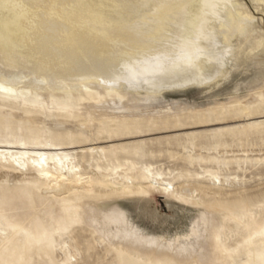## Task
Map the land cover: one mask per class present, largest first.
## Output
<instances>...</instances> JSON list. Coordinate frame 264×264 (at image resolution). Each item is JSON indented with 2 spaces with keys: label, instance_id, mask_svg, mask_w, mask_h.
Returning a JSON list of instances; mask_svg holds the SVG:
<instances>
[{
  "label": "bare ground",
  "instance_id": "6f19581e",
  "mask_svg": "<svg viewBox=\"0 0 264 264\" xmlns=\"http://www.w3.org/2000/svg\"><path fill=\"white\" fill-rule=\"evenodd\" d=\"M248 2L252 9L244 0H0V86L10 90L0 91V110L41 130L60 128L67 139L0 144V241L24 232L46 248L60 246L65 262L76 252L63 236L81 225L97 246L144 264H234L241 251L224 228L235 223L248 231L242 264H264V227L255 216L252 226L248 205L225 210L222 224L173 176L98 144L160 129L137 113L115 112L165 104L166 92L219 86L247 61L258 67L249 84L257 83L253 97L263 102L264 0ZM55 99L69 115L45 121L37 108ZM19 100L32 105L31 114L14 108ZM82 143L86 149L69 151ZM156 193L198 207L183 240L145 237L128 219L120 200L143 212Z\"/></svg>",
  "mask_w": 264,
  "mask_h": 264
},
{
  "label": "rangeland",
  "instance_id": "374dc122",
  "mask_svg": "<svg viewBox=\"0 0 264 264\" xmlns=\"http://www.w3.org/2000/svg\"><path fill=\"white\" fill-rule=\"evenodd\" d=\"M244 1L252 9L248 0ZM256 15L263 16L261 13ZM263 21L264 18L260 21L262 26ZM257 72L258 67L247 61L241 63L219 86H194L166 92L163 95L165 104L137 111L115 112L113 117L118 118L137 113L144 120L156 121L160 129L100 140L98 144L119 159L132 160L136 166L152 165L154 171L173 176V183L188 188L192 195L190 197L214 207L215 217L222 224L227 219L225 210L248 205L252 214V226L255 216V220L264 227V100H254L256 90L251 88L257 83L249 84V78ZM258 83L261 85V82ZM234 87L236 91H233ZM260 98L264 99V90ZM42 105L43 108L38 107L37 110L42 113L45 121L69 115L67 104L61 100L55 99ZM178 105L186 108L176 113L173 110ZM31 107V104L22 100L14 105L17 110L27 113ZM247 109L251 112L246 113ZM164 112L168 119H165ZM112 114L114 113L110 115ZM216 114L220 118L215 120L213 118ZM27 121L12 117L10 111L0 110V144L31 143L34 140L67 142L60 134L62 129L41 130L36 125L27 124ZM87 146L82 143L69 151L79 152ZM119 147L123 149L120 150ZM205 151L211 153L207 154ZM81 165L82 168L86 166L84 161H81ZM210 173L216 174L218 178L206 177ZM2 180L7 181L6 178ZM35 183L39 184L38 181ZM120 202L128 219H131L130 222L145 237L172 238L181 234L182 239L197 217L195 213L198 207L191 205L190 201L170 203L157 193L143 207V212L137 211L132 200L123 199ZM148 209L155 211L160 217L155 220L149 213L146 214ZM159 219L161 223L158 222ZM229 224V228H224L227 241L232 248L236 246L241 251L234 264H242L247 259L241 248L248 231L238 228L235 223ZM67 232L63 240L71 245L69 252L76 253L65 262L59 255L60 246L46 248V240H35L24 232H16L10 239L0 241V264H144L142 260L122 258L113 249L105 250L97 246L92 232L81 229V225L71 226Z\"/></svg>",
  "mask_w": 264,
  "mask_h": 264
},
{
  "label": "snow or ice",
  "instance_id": "6c2138e0",
  "mask_svg": "<svg viewBox=\"0 0 264 264\" xmlns=\"http://www.w3.org/2000/svg\"><path fill=\"white\" fill-rule=\"evenodd\" d=\"M209 5H205V7H208ZM189 64H191V58L188 60ZM0 91H10L9 89H5L3 86H0Z\"/></svg>",
  "mask_w": 264,
  "mask_h": 264
}]
</instances>
